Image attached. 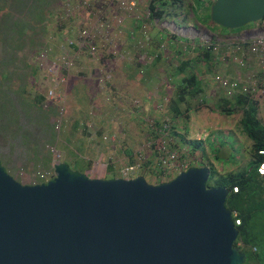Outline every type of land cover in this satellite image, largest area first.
<instances>
[{"label": "water", "instance_id": "obj_1", "mask_svg": "<svg viewBox=\"0 0 264 264\" xmlns=\"http://www.w3.org/2000/svg\"><path fill=\"white\" fill-rule=\"evenodd\" d=\"M264 18V0H213L209 20L241 30ZM22 184L0 160V264H245L225 186L209 166L167 182L91 178L65 162Z\"/></svg>", "mask_w": 264, "mask_h": 264}, {"label": "trees", "instance_id": "obj_2", "mask_svg": "<svg viewBox=\"0 0 264 264\" xmlns=\"http://www.w3.org/2000/svg\"><path fill=\"white\" fill-rule=\"evenodd\" d=\"M193 1L194 3L191 6H186L183 0H153L148 6L150 15L147 21L152 24L154 20L162 21L164 17L175 19L176 16L181 15L182 21L191 17L192 23L196 20L199 23H205L209 20V8L213 0ZM76 4V0L73 2L71 0H0V153L3 148L9 147L12 151L18 150L21 158H30L31 161L40 164L41 167H48L52 162L46 146H55L57 138L54 132V125L59 118L58 106L47 102L45 89H37L35 87V92L33 93L30 91L32 87L28 89L26 84L20 86L19 82H28V76L23 77L17 63H23L27 66L28 60L33 59L35 63H32L33 80L31 82H37V70L40 68L39 56L45 53L49 61H54L50 57L54 53L52 46L56 44L52 42L53 39L47 36L48 22L58 12L59 16L56 15L58 17L56 25L61 27L62 30L65 22L73 21L70 16H67L66 10L68 6L72 10ZM199 4H202L205 8L203 16H201L200 12H197ZM169 6L175 8L177 12L174 14L169 12ZM189 14H191L190 17ZM137 22L140 27V21ZM179 25L181 24L179 23ZM223 30L230 32V30ZM62 33L60 31V34ZM54 34L57 35V33ZM64 36L63 33L61 36L58 35L57 38L59 42H63L61 45L64 48L79 49L74 43L72 46L67 47V41L62 40ZM160 36L161 39L156 38L155 46L152 44L147 47V53L155 61L160 60L162 55L166 53V50H159L161 45L167 46L168 44L169 47L175 46L178 49L184 45L189 50L192 47V45H186L191 43L190 40L178 37L170 32L165 31ZM76 37L69 40H75ZM171 42L175 43V45L172 46ZM193 42L198 58L195 61L181 60L180 57L177 59L172 79H176V82L180 83L176 87L174 98L168 102L167 111L171 116H169V120L154 119V123H151L152 125L147 124L146 131L151 140L157 138V134H161L164 131L165 125L168 126V136H170L174 129L173 122L175 119L184 117L193 108L192 106L201 107L208 105V101L202 95V80L199 78L198 72L213 74L215 65H211L205 72L202 69L197 70L198 64L204 65V63H207L208 65L214 54H218L216 50L218 48L221 49L220 47L225 48V46L216 40L203 44H200L197 40ZM61 51L59 49V55H61ZM22 53H24V57H21ZM179 53L181 52L176 54L180 55ZM67 73V69L62 70L63 75ZM214 74L221 73L217 71ZM11 77L14 79H10ZM8 78L9 81L6 82ZM213 107L221 115L241 112L239 128L241 133L251 142L250 152L252 160L246 170L225 176H217L214 166L202 160L205 153L199 141H187V139L180 136V141L186 149L181 152L179 149L170 148L169 144L168 148L179 155L181 154L182 159H190L192 161L191 159L195 158L194 162L188 164V168L201 166H209L211 168L212 176L209 178L207 186H225L229 190L225 206L232 213L233 222L236 219L240 220V224L235 226L238 231L235 246L246 254L245 264H264V218L262 226L256 234L253 233L251 227L256 215H264V177L258 176L256 171L258 165L264 162V156L258 153L264 150V125L258 118V103L253 95L238 93L232 99H220ZM78 124L74 125L75 129L78 128ZM87 125L83 122L82 126H80L83 128L84 133L88 132ZM102 136L99 131L96 132V137L101 138ZM54 150L51 148L50 153L52 154ZM61 162L67 163L65 160ZM133 163L134 161L130 159L128 164ZM85 164L86 170L80 166L74 170L88 175L92 164L88 161H85ZM112 167V164L108 163V171H112ZM87 170L88 172H86ZM149 171V174L156 179V182L151 184L167 181V179L161 180L156 175V168ZM146 172L144 169L140 175L145 177ZM111 177L116 178L117 176L115 177L112 174ZM39 181L41 183L44 180ZM233 188L238 189L237 193L233 192Z\"/></svg>", "mask_w": 264, "mask_h": 264}, {"label": "rangeland", "instance_id": "obj_3", "mask_svg": "<svg viewBox=\"0 0 264 264\" xmlns=\"http://www.w3.org/2000/svg\"><path fill=\"white\" fill-rule=\"evenodd\" d=\"M72 2L75 0H71ZM78 1V0H76ZM85 2H87V4H90V8L87 9H82L78 12H76L75 14H73L72 18V22H65L64 23V27L61 30V27H57L56 25V20L58 19V17H56V15L59 16L58 12L56 15H53L50 20H49V28L47 29V36L48 38L53 39L52 42L54 44H56L55 46H52L54 53L51 55L50 59L54 60L55 62L57 61L58 58L55 57H59V49L61 48V44L63 43L62 41H58V35H63L66 34L68 31L72 32L73 34L76 33V36L78 35V32L82 29V28H86V27H91L94 24V20L96 19V17L101 13V12H107V17L109 22H111V42L109 47H105V46H99L97 53H96V59H94L96 62V64H98L99 62V58L101 59L102 55H107L108 53L112 56H115L116 54H118V52L120 51L121 47H120V41L121 38L123 37V30L124 28H122V25L118 24L119 22H121V18H123L122 16H124V18L126 19V21L128 19H135L136 21L141 22V25L143 26L144 29H142V32L145 31V33L147 34V36H149V42H144L145 43V50L146 47L151 46L153 44V46H155L156 42L153 41V36H155L156 34V30L157 29H161V28H166L168 27V25H166V23L169 24H174L176 26H181L179 25V23L177 24V22L175 21V19L173 18H168L166 19V21L160 22L159 20H157V22L155 23H149L146 19V14H147V7L148 5V0L145 1V4H141L138 0L137 2V8L136 10L133 12V14H126L123 11L119 10L116 6V4H111L110 0H83ZM147 3V4H146ZM150 3V2H149ZM87 8V7H86ZM204 6L202 4L198 5L197 8V12H200V14H204ZM136 17L139 18V20L136 19ZM124 19V20H125ZM123 20V21H124ZM116 24H118L117 26H115ZM206 25L208 26L209 30L212 33H219L220 36H217L219 38L220 43H222V41L224 39H226L227 37H233L239 30H232L230 32H226L225 30L219 28L218 26L214 25L213 23H211L209 20L206 21ZM253 24L247 25L245 28L249 29L252 27ZM186 28H193L194 31H192V33L190 32L189 34L188 31H184L181 34H184V36H180L181 34H179V32L175 33L178 37L181 38H185L190 40L191 42L194 39H198V41L200 42V37H201V33H203V31H206V35H208V38L210 39V33L209 30L203 26H205L203 23L201 25V23L199 24L198 22H193V23H189L186 25H183ZM154 27V28H153ZM70 29V30H69ZM60 31H62L63 33L60 34ZM169 31V30H168ZM196 31V33H195ZM208 31V32H207ZM226 32V33H225ZM54 33H57V35H55ZM209 33V34H208ZM222 34V35H221ZM157 35V34H156ZM196 35V36H195ZM73 37V36H72ZM65 37L62 38V40ZM66 40V38L64 39ZM214 40V39H212ZM68 41V40H67ZM218 41V40H216ZM203 42V41H202ZM211 42V41H209ZM208 42V43H209ZM229 42V41H227ZM228 44H232V41H230V43ZM167 46L169 47V45L167 44ZM168 47L166 48L165 46V50L166 53H164L161 57L162 58H166L170 53L168 52ZM221 49H217L216 52L219 53H225L227 52L228 49H226L225 51H222L223 47H220ZM70 49H68V54L70 55V57L73 60V63L75 65V67H77V72L76 71H70L68 70V73L66 75L62 74V70L60 69L58 70V74L56 75V77L61 78L63 80V82H51L50 79V71L45 69L44 66H42L39 60V70H37V82H31V80H33L32 78V63H35L33 59H29L27 62V66L25 64H21V63H17V66L19 67V71H21L20 73L23 75V77L28 76V82H19L20 86L26 84L27 88L29 89L30 87H32V89L30 91H32L33 93L35 92V87L37 89H45V95H46V99L47 102L50 104H56L58 106L59 109V118L58 120H56V124L54 125V132L56 134V141H55V146H46V149H48L49 154H50V158L53 161L55 154H59L60 155V160L63 161L65 160L67 162V164L70 165V167L72 169H75L76 167H79L80 165H82L83 162L81 161H85L87 162H91L92 167L95 168V170H97L96 168H100L102 165H104L105 163H111L112 165H116L118 167V170L121 166L126 165L129 163L130 159H132L133 161H135L136 159V155L137 152L142 151V154L145 156V159L143 160V167L141 169V172H143V170L145 169L146 175H145V180L148 183H155L156 179L152 177L151 174H149V170L150 169H155L156 165H155V153L151 150V148H148V141L150 139V136L148 134V132L146 131L147 128V122L146 120L148 119H156V120H169L168 118L165 119H160L162 118V115H166L168 116L169 113L167 111V107H168V100H166V98L161 100L159 99H154V93L151 94L150 96V100H152L155 104H152V110L153 112L156 111V113H160V117L158 116L157 118L153 117L151 114H148V106L146 104H144L143 102H141L139 99H135V101L132 103L133 106L132 108L134 110H137L139 112L136 113H141L140 109H142L145 113V115L143 116H134V118H131V121L129 119H127V115L123 114V118H119V123L121 122V124L118 123L116 118H111L110 116V120L113 121V132L115 133V135L111 134L110 135H103V136H107V139L105 142H101L100 144L97 143L95 141V138L98 137H90L87 133H84L80 128L75 129L73 124V119L74 116H76L77 110H76V99L75 97H73V93L75 91L74 86L72 85V82H79V80H81L82 77H79L77 74H80L79 71L82 70L80 65H77L80 61L76 62L75 64V59L72 57L71 52L69 51ZM137 51V50H136ZM182 52H185V48L183 45V48H181ZM59 52V54H58ZM79 52H82L83 54H86L85 50L82 51L80 50ZM194 53V52H191ZM115 54V55H114ZM88 55V53L86 54ZM89 56V55H88ZM180 57L181 60H185V59H189L191 60V58L188 55H178ZM192 56V55H190ZM21 57H24V53L21 54ZM90 57V56H89ZM141 57V61L142 63H144V65L147 66H151L154 67L155 64H157L158 62L155 61V59H153L151 57V55L149 53H147L146 55H144V53H141L140 55H138V51L136 52V56L134 57ZM193 59L198 58V54L195 51V53L193 54ZM21 59V58H20ZM91 59V57H90ZM160 59V60H161ZM107 60H112V68H113V73L116 74V72H120L119 70H117L118 68H120L121 66V57H117V58H113L112 57L110 59ZM197 60V59H196ZM201 60V59H200ZM21 61V60H20ZM137 61H140L139 59H137ZM38 62V61H37ZM83 62V61H82ZM93 62V61H92ZM167 62V61H166ZM169 63V62H168ZM31 64V65H30ZM45 65L48 64V61H45L44 63ZM73 65V67H74ZM115 65V66H114ZM173 64H171V66H173ZM159 67V66H158ZM211 67V65H207V63H204V65H200L198 64V69L197 70H203V71H207L209 68ZM224 66L223 65H219L218 67H216V65L213 67V71L216 73L217 71H221V74L223 72ZM152 71L155 70V67L151 69ZM227 70V69H226ZM167 71V70H166ZM75 72V75L77 76L76 78H74V75H72ZM209 73L207 72V74H205L204 76H202L201 74L199 75V77L201 78L202 82H215L214 81V76L215 74ZM162 73V74H161ZM62 74V75H61ZM102 74V75H101ZM113 74V75H114ZM151 74V71H150ZM155 74V73H153ZM165 74V76H167V73L164 72H160L157 71L156 75L160 77V79L162 80L164 77L163 75ZM99 75H101L100 77L103 76V78L101 80L97 82H101L102 86L100 83H98L99 86V92H100V100L101 98H103V91L105 92H109L108 94H110L109 97L114 96L110 89L111 87H108L109 85H107V81H106V72L103 71L102 73H99ZM148 75V74H147ZM60 76V77H59ZM145 76V75H144ZM162 76V77H161ZM57 78V79H58ZM10 79H14L13 77H11ZM94 79V78H93ZM145 82H160L159 80H156L150 77H144ZM9 81V78L6 82ZM59 81V79H58ZM84 82H88L87 80H82ZM95 82V81H94ZM71 84V87L69 86ZM52 90L54 92V97L50 98L48 96V92ZM152 91V88H151ZM150 92V91H149ZM211 96V95H210ZM108 97V101L106 102L105 106L110 105H116V98H109ZM156 98V96H155ZM215 98V99H213ZM254 99L257 101L258 103V114H259V118L262 120V116L264 113V97L260 94H257L256 96H254ZM80 100V99H79ZM219 99L216 97H212L211 100H209V102L207 103L208 105H203L205 107H203V112L202 114H206L205 118L200 122V117H197V115L199 114H194L189 120H184L183 122H179L178 126L179 128H186L185 130L190 132V127L191 124H195L196 126H200L203 125V127L205 126V131L207 134H211L212 132V128L214 127H218L220 128L222 131L224 130V132H221L220 129H216L215 132H221L220 134L216 135L215 137V142H214V146H212L210 148V151L213 155H215L214 157L216 158L217 162V169L218 170H224L225 166H227L226 164V160H225V156H227L228 154H230V158H232V161L235 162L236 160L240 159L242 157V155L246 156V154L248 152H250V148L242 143L236 142L234 140H232L231 135L229 133H232L234 130H239V120L241 117V112H236L233 114H229V115H221L219 114L217 111H215L213 105L218 101ZM81 102V101H80ZM108 104V105H107ZM131 104V103H130ZM85 105V103H84ZM137 108V109H136ZM94 110V108H93ZM121 115V114H120ZM156 114H154L155 116ZM113 116V115H112ZM200 116V115H199ZM140 118V120L138 121L137 119ZM105 119V117H104ZM108 119V120H109ZM110 121V122H111ZM162 121V122H163ZM145 122V123H144ZM216 122V125H214V123ZM200 123V124H199ZM90 124V123H89ZM211 124V125H209ZM91 126H93L92 124H90ZM207 126V127H206ZM141 127L142 130L141 131ZM201 127V126H200ZM94 129V127H93ZM95 130V129H94ZM123 132H121V131ZM225 130H232V131H225ZM96 131V130H95ZM214 135V134H213ZM211 136V135H210ZM88 139L89 142H92V146H89L85 149V142L84 140ZM166 138V139H165ZM167 138L168 136H163L162 137V141L165 140L167 143ZM246 138V137H245ZM118 140V142L116 141ZM200 140H206L205 136L200 138ZM214 140V139H213ZM208 141V140H207ZM247 143L249 142V140L246 138ZM245 141V143H246ZM104 144V145H103ZM168 145V144H167ZM204 147V144H202ZM228 145V146H227ZM221 146H227L226 149H221ZM93 148L92 150L96 151L98 149H101V151L103 152L102 155H100V153H97V157H93L91 158L90 155H84L86 153L90 152V148ZM105 147V148H103ZM52 149H55L52 154L50 153ZM181 152H183L181 149H179ZM99 152V151H98ZM84 153V154H83ZM179 155V154H178ZM95 156V155H94ZM179 157L181 158V154L179 155ZM189 158V157H187ZM193 158V157H192ZM0 159L3 163V165L6 167L7 171L10 173L11 176H13L17 181H19L22 184H38L40 183L39 180L40 179L37 174L38 172H42V171H46L48 169H50L51 167V163L49 164L48 167H41L40 164L35 163L34 161H31L30 158H21L20 153L18 150H11L9 147H5L3 148V150L0 153ZM182 159V158H181ZM192 161L187 160V165L190 164L191 162H194L195 158L191 159ZM60 161V162H61ZM149 161V163L147 164V162ZM228 163V162H227ZM106 165V164H105ZM117 167L114 166V169H117ZM89 177L93 178L96 177V175L94 173H89L88 174ZM176 175L175 173H173L172 178H174ZM152 177V178H151ZM171 178V179H172ZM264 218V215H256V217H254L253 222H252V229H253V233L256 234L259 229L262 226V220Z\"/></svg>", "mask_w": 264, "mask_h": 264}, {"label": "crops", "instance_id": "obj_4", "mask_svg": "<svg viewBox=\"0 0 264 264\" xmlns=\"http://www.w3.org/2000/svg\"><path fill=\"white\" fill-rule=\"evenodd\" d=\"M146 0H139V2L141 4H145ZM194 3V1H193ZM192 3V4H193ZM147 4V3H146ZM149 5V3H148ZM148 9V7H147ZM174 14V12H172ZM186 13V12H184ZM201 16H203V14H201ZM123 18H121V22H119L118 24L123 26L122 28H124L123 30V37L121 38L120 41V51L118 52V54H114L115 56L110 55L109 53L107 55H100L102 56L101 59L99 58V62L98 64L94 63L96 62L93 58L86 55L87 52H85L86 54H83L82 52H79L81 49L78 50H72L70 49L69 51L71 52L72 57L75 59V64L76 62L80 61L77 65L81 66V69L79 71L80 74H77L79 77H82L81 80H79V82H72V85L74 86V93H73V97H75L76 99V110H77V115L74 116L73 119V124L79 123L78 124V128H80L83 131V128L80 127L82 126L83 122H85V124H92L94 129L97 131H99L102 135H110L113 134L115 135V133H112L114 130V125H113V121H111L109 118H116L118 123H119V118H123V114H126L127 119H129L131 121V118L134 116H144L145 113L142 109H140L141 113H136L139 112L137 110H134L132 108L133 106V102L135 101V99H139L141 102H143L144 104H146L148 106V114H151L153 117L157 118L158 116L160 117V113H156V111L153 112L152 110V104H155L152 100H150V96L152 93H154L153 98L159 99L162 102L163 98H166V100H170L172 98H174L175 96V92H176V87L180 82H176V79H172V75L174 73V69L176 67V63H177V59H179V56L176 54L178 52H181L179 54L182 55H188L192 61H195L196 59H193V54L195 53V51L197 52V50L195 49V44H194V40L198 39H194L191 43L186 44V45H192L191 49H187L185 48V52L180 51V49L175 48L174 47H168L166 46V48L168 47V52L170 53L166 58H162L161 60H158L157 64H155V70L152 71L151 69L154 68L151 66H147L144 65V63H142V61L140 60L137 61L136 58L134 59V57L136 56V52L138 51V42L143 41V37H142V31H141V27H139L138 22L135 19H128L126 21V19L124 18V16H122ZM169 17H164V20L160 21H166V19H168ZM125 19V20H124ZM124 20V21H123ZM175 21L181 24V26L192 23V18H188L182 21L181 18L177 19V17H175ZM157 22V20H155V23ZM195 22H198L197 20ZM141 23V22H140ZM199 23V22H198ZM118 24H114L115 26H117ZM200 24V23H199ZM203 24L205 26V28H208V26L206 25V22ZM202 25V23H201ZM154 28V27H153ZM211 30V29H210ZM209 30V33L213 36H211V40L214 37L220 36L219 33H212ZM166 32H169L168 29L166 28H161V29H157L156 30V34L154 37L153 36V41H156V38L161 39V34H164ZM208 32V31H207ZM66 41L69 40L70 38H75L76 37V33L73 34L72 32H67L66 34H64ZM73 36V37H72ZM64 38V39H65ZM199 42V41H198ZM218 42V41H217ZM220 43V42H219ZM200 44H203V42L200 40ZM222 44L225 46V48H222V51H225L226 49L227 52L225 53H219V54H214V57L212 60H210V62L208 63V65H216V67H218L219 65H223L224 69L222 72V75L226 76V78L228 79H235L237 77H243L245 75V73L248 71L245 68H241L240 65L234 61L233 55H230V50L233 48L232 44H228L225 42H222ZM171 45H175V43L171 42ZM183 48V47H182ZM137 50V51H136ZM84 51V50H82ZM194 52V53H191ZM192 55V56H190ZM112 57L113 58H117V57H121V66L120 68H118L117 70H119L120 72H116V74L113 73V68H112V60H107L110 59ZM58 58V57H55ZM185 60H189V59H185ZM83 61V62H82ZM93 61V62H92ZM167 61V62H166ZM169 62V63H168ZM173 66H171V64H173ZM115 66V65H114ZM159 66V67H158ZM227 69V70H226ZM167 70V71H166ZM70 71H76L77 72V67H74L69 69ZM103 71L106 72V81H107V85H109L108 87H111L110 91L114 96H110V94H108L107 92L103 91V98H101L100 100V92H99V86L98 83L101 84V82H97V79L102 75H99V73H102ZM151 71V74H150ZM157 71H162L164 73H167V76H165V74L163 75V79L161 80L159 75L157 76L156 73ZM207 72V71H205ZM155 73V74H153ZM218 73H221V71L219 70ZM114 74V75H113ZM145 74H148L146 76H144ZM162 74V73H161ZM204 76V72L200 71L198 72V76L199 75ZM74 75V78H76L77 76L75 75V72L72 74ZM217 75V74H216ZM156 80H159L160 82H145L144 77H150ZM162 77V76H161ZM94 78V79H93ZM103 78L100 77L98 79L101 80ZM200 78V77H199ZM201 79V78H200ZM82 80H87L88 82H84ZM95 81V82H94ZM246 82H239V89L241 88V86H244ZM102 85V84H101ZM71 87V84L69 85ZM104 86V85H102ZM152 88V91H151ZM201 88L203 90V94L205 99L209 102V100L212 99V97H216L219 100L222 98H227V99H232L234 98V96L236 94H238V92H232L231 94H228L225 90V88L221 85L218 84L217 82H201ZM150 91V92H149ZM239 93H242L239 90ZM211 95V96H210ZM156 96V98H155ZM108 97L109 98H116V105H106L105 101H108ZM80 99V100H79ZM215 99V98H213ZM218 100V101H219ZM81 101V102H80ZM85 103V105H84ZM131 103V104H130ZM193 108L191 110H189L184 117H177L175 119V121L173 122L174 125V129L173 132L171 133L170 136H168L167 138V144L170 145V148L173 147V149L177 150V149H181L182 151L185 150V146L181 143L180 141V136L184 137L185 139H187V141H199L202 144H204L203 148V152L205 153V155L203 156V161H205L206 163H211L214 166L215 172L217 176H225L227 174L230 173H237V172H242L244 170H246L248 168V166L251 163L252 157H251V152H248L246 154V156L242 155V157L238 160H236L235 162L232 161V158H230V154H228L227 156H225V160L228 162H226L227 166H225V169L223 170H218L217 169V165H216V158L214 157L215 155H213L210 151V148L212 146H214V142H215V137L216 135L220 134L221 132H224V130L222 131L220 128H218L217 126L212 128V132L210 135L207 134L205 131V126L203 127V125L200 126H196L195 124H191L190 127V132L186 131L184 128H179L178 124L179 122H183L184 120H189L194 114H199L197 115V117H200V122L205 118L206 114H202V110L203 107L205 106H192ZM94 108V110H93ZM137 109V108H136ZM121 114V115H120ZM154 114H156L154 116ZM113 115V116H112ZM110 116V117H109ZM169 116L171 115H162L160 119H165V118H169ZM105 117V119H104ZM262 120L259 118V114H258V118L260 119L261 123L264 125V113L262 116ZM109 119V120H108ZM135 119V118H134ZM138 121L140 120V118L137 119ZM111 121V122H110ZM121 124V122L119 123ZM200 124V123H199ZM211 125V124H209ZM214 125H216V122L214 123ZM207 127V126H206ZM216 129H220L221 132H215ZM121 131V130H120ZM141 131L142 127H141ZM225 131H232V130H225ZM123 132V131H121ZM214 134V135H213ZM231 135L232 140L245 144L247 145L249 148L251 147V142L249 141L247 143L245 136L241 133V130L239 128V130H234L232 133H229ZM206 140H200V138L204 137ZM214 139V140H213ZM208 140V141H207ZM95 141L97 143H101V138H95ZM118 142V140H116ZM246 141V143H245ZM85 142V149L89 146H92V142L88 143L89 140L85 138L84 140ZM101 145V144H100ZM104 145V144H103ZM203 146V145H202ZM228 146V145H227ZM227 146H221V149H226ZM176 147V148H174ZM105 148V147H103ZM93 148H90V152L86 153L84 155H90L91 158L93 157H97V153H100V155H102V151L101 149H98L96 151L92 150ZM99 151V152H98ZM95 155V156H94ZM264 161V159H263ZM82 165H80V167H83L86 170V164L84 163V161ZM90 162V161H89ZM106 164V165H105ZM104 165H102L100 168H96L97 170H95V168H93L91 166L90 171L88 172V170L86 172L89 173H94L96 175V177L93 178H103V179H107V178H112V174L115 175V177H118V167L116 165H112L113 170L112 171H108L107 166L108 163H105ZM114 166L117 167V169H114ZM116 177V178H117ZM152 178V177H151Z\"/></svg>", "mask_w": 264, "mask_h": 264}, {"label": "built area", "instance_id": "obj_5", "mask_svg": "<svg viewBox=\"0 0 264 264\" xmlns=\"http://www.w3.org/2000/svg\"><path fill=\"white\" fill-rule=\"evenodd\" d=\"M111 4H116L117 8L121 11H123L126 14H133V12L137 8V2L138 0H110ZM153 0H148V3ZM184 5L191 6L193 3V0H183ZM68 5V4H67ZM87 7V8H86ZM90 4H87L85 1H77L76 6L74 9L70 10V7L68 6L67 16L73 17L72 15L76 12L82 10V9H89ZM169 12H177L175 8H171L169 6L168 9ZM149 10H147L146 19L149 18ZM191 14H189V17ZM177 17V16H176ZM181 15L177 17L179 19ZM137 20H139L138 17H136ZM94 24L91 27L82 28L76 37L75 40H68L67 41V47L72 46L73 43L76 45L79 49L85 50L89 56L96 58V53L99 48V46H105L109 47L111 42V22H109L107 17V12H101L96 19L94 20ZM140 21V20H139ZM155 22V20L153 21ZM252 27L249 29L243 28L239 30L233 37H227L222 42L230 43L232 41L233 48L230 50V55H233L234 61H236L241 68H245L248 71L245 73L243 77H237L235 79H228L226 76L222 74H217L214 76V81L218 84H221L226 92L228 94H231L232 92H238L239 90L242 93L251 94L253 96H256L257 94H260L264 97V18L256 23H252ZM167 29L170 33L176 35L175 33L179 32V34L183 33L184 31H188L187 34L192 31H194L193 28H186L184 26H176L174 24H169ZM141 31L143 26L141 25ZM196 33V31H195ZM209 34V33H208ZM177 36V35H176ZM180 36H184V34H181ZM196 36V35H195ZM213 35H210V37ZM142 37L144 42H149V36L145 33V31L142 32ZM187 38V37H186ZM214 40H218V37H214ZM200 40L203 41V43H208L211 41V38H208V35H206V31H203L201 33ZM143 41L138 42V54L144 53V55L147 54V50H145V43ZM229 41V42H227ZM165 46L161 45L159 50H165ZM61 55H59L57 61H49L45 55V53H42L39 56L40 64L44 66L45 69L50 71V81L51 82H63L61 78L56 77L58 74V70L60 69H71L73 68V60L68 54L69 48H64L61 46L60 48ZM147 49V47H146ZM141 60V57L139 58ZM45 61H48V64H44ZM60 77V76H59ZM59 81H58V79ZM239 82H246L244 86H241L239 89ZM48 96L51 98L54 97V92L50 90L48 92ZM154 119H148L146 122L150 125L153 124ZM151 124V125H152ZM164 131L160 134H157L158 137L154 140L148 141V148H151V150L155 153V165H156V175L161 180H170L172 178L173 173L175 175H178L180 172L185 171L188 169V165L186 162V159H181L179 155L175 151H171L168 148V145L165 140H161L163 136H168V126H164ZM87 131L88 134H90V137L96 136V131L93 129V126L90 124L87 125ZM166 139V138H165ZM107 139V136H102L101 141L105 142ZM142 151L137 152L136 159L133 164H126L119 168L118 170V177L117 178H123V179H132L136 176L140 175V171L143 167V160L145 159V156L142 154ZM259 155L264 156V150L258 152ZM60 162V155L57 153L55 154V157L52 161V165L50 169H48L46 172H38L37 176L40 179H43V182H46L47 180L51 179L53 177V164ZM257 174L261 178L264 177V162H261L257 169ZM166 182V181H165ZM263 188H264V182H263ZM238 189L233 188V192L237 193ZM240 224V220L236 219L234 221V226H238Z\"/></svg>", "mask_w": 264, "mask_h": 264}, {"label": "flooded vegetation", "instance_id": "obj_6", "mask_svg": "<svg viewBox=\"0 0 264 264\" xmlns=\"http://www.w3.org/2000/svg\"><path fill=\"white\" fill-rule=\"evenodd\" d=\"M171 180V179H170ZM169 181V180H168ZM167 182V181H166Z\"/></svg>", "mask_w": 264, "mask_h": 264}]
</instances>
